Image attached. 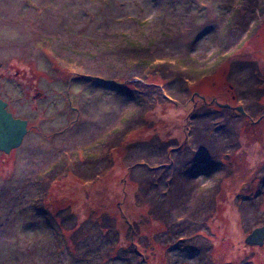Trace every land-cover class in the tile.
<instances>
[{"label": "rangeland", "instance_id": "obj_1", "mask_svg": "<svg viewBox=\"0 0 264 264\" xmlns=\"http://www.w3.org/2000/svg\"><path fill=\"white\" fill-rule=\"evenodd\" d=\"M0 63V264H264V0H0Z\"/></svg>", "mask_w": 264, "mask_h": 264}, {"label": "water", "instance_id": "obj_2", "mask_svg": "<svg viewBox=\"0 0 264 264\" xmlns=\"http://www.w3.org/2000/svg\"><path fill=\"white\" fill-rule=\"evenodd\" d=\"M26 130L27 120L14 116L8 110L7 102L0 96V150L9 152L12 148L18 147ZM244 241L250 245H261L264 241V224L253 227Z\"/></svg>", "mask_w": 264, "mask_h": 264}, {"label": "trees", "instance_id": "obj_3", "mask_svg": "<svg viewBox=\"0 0 264 264\" xmlns=\"http://www.w3.org/2000/svg\"><path fill=\"white\" fill-rule=\"evenodd\" d=\"M140 78V77H139ZM138 77H136L135 79H138V80H140ZM184 80H185V82L187 83V82H189V81H191V80H193L191 77H185L184 78ZM212 100V99H211ZM215 100H212V102H214ZM38 210H40V209H38ZM46 219L48 218L49 220H50V216L48 215V214H46Z\"/></svg>", "mask_w": 264, "mask_h": 264}, {"label": "flooded vegetation", "instance_id": "obj_4", "mask_svg": "<svg viewBox=\"0 0 264 264\" xmlns=\"http://www.w3.org/2000/svg\"><path fill=\"white\" fill-rule=\"evenodd\" d=\"M0 67H2L1 63H0ZM29 87H30V90H34L35 89V87L34 88H32L31 86H29ZM0 88H1V85H0ZM35 94H36L35 97L41 95V93L40 92H37V91H35ZM26 95H29V92L28 91L26 92ZM21 118H23V117H21ZM24 119H26V118H24ZM27 124H28V121H27Z\"/></svg>", "mask_w": 264, "mask_h": 264}]
</instances>
